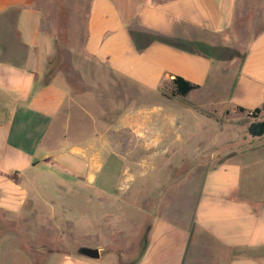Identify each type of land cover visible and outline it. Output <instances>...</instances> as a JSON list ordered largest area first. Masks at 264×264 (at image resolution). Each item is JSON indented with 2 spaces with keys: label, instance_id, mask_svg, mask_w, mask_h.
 Masks as SVG:
<instances>
[{
  "label": "crops",
  "instance_id": "0c3cea01",
  "mask_svg": "<svg viewBox=\"0 0 264 264\" xmlns=\"http://www.w3.org/2000/svg\"><path fill=\"white\" fill-rule=\"evenodd\" d=\"M74 7L73 43L61 52L37 0H0V213L16 219L27 198L43 196L38 168L95 183L108 150L170 151L205 119L229 131L209 141L222 161L205 174L186 226L153 221L138 264H264V134L248 132L264 121V0ZM176 76L199 87L168 96ZM205 89L215 95L207 105L196 97Z\"/></svg>",
  "mask_w": 264,
  "mask_h": 264
},
{
  "label": "rangeland",
  "instance_id": "374dc122",
  "mask_svg": "<svg viewBox=\"0 0 264 264\" xmlns=\"http://www.w3.org/2000/svg\"><path fill=\"white\" fill-rule=\"evenodd\" d=\"M79 1L37 0L47 26L53 23L58 32L61 52L73 43L66 34L73 27L70 18L77 17L74 4ZM69 57L64 55L65 64ZM102 89L112 91L109 86ZM163 91L172 96V87ZM214 96L208 89L196 94L203 105ZM157 100L151 98V104ZM106 101L102 99V104ZM205 121H193L183 133L185 142L170 151L108 150L95 183L73 180L56 168L36 169L39 176L34 182L45 187L39 191L43 196L27 198L14 220L0 213V264H26V253L32 256L31 264H138L153 221L161 218L186 226L205 174L222 161L225 153L209 150V141L225 139L229 131L214 130ZM149 138L156 140L157 135ZM127 169L136 176L132 182L126 181ZM84 246L99 248L101 257L81 254Z\"/></svg>",
  "mask_w": 264,
  "mask_h": 264
},
{
  "label": "trees",
  "instance_id": "16d2710c",
  "mask_svg": "<svg viewBox=\"0 0 264 264\" xmlns=\"http://www.w3.org/2000/svg\"><path fill=\"white\" fill-rule=\"evenodd\" d=\"M173 88H172V95H180L185 96L193 89L199 87L198 84L192 83L189 80L185 79L182 76H176L172 80ZM240 111H245L246 109L243 107L238 108ZM261 108H255L248 113L256 116L258 112H260ZM248 132L252 136H261L264 134V121H254L248 127Z\"/></svg>",
  "mask_w": 264,
  "mask_h": 264
},
{
  "label": "water",
  "instance_id": "95a60500",
  "mask_svg": "<svg viewBox=\"0 0 264 264\" xmlns=\"http://www.w3.org/2000/svg\"><path fill=\"white\" fill-rule=\"evenodd\" d=\"M80 253L91 258H100L101 251L97 247L84 246L80 248Z\"/></svg>",
  "mask_w": 264,
  "mask_h": 264
}]
</instances>
